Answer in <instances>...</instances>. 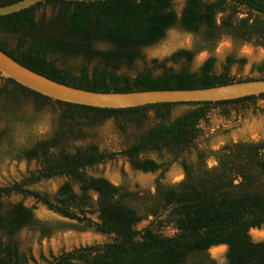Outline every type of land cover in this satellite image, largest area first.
<instances>
[{
    "label": "trees",
    "instance_id": "obj_1",
    "mask_svg": "<svg viewBox=\"0 0 264 264\" xmlns=\"http://www.w3.org/2000/svg\"><path fill=\"white\" fill-rule=\"evenodd\" d=\"M17 1L0 0V6ZM174 1L43 0L0 16V50L54 81L91 91L201 88L264 79V59L251 66L257 77L237 78L230 68L243 66L245 58L227 55L217 70L211 54L223 37L264 49V0H183L179 12ZM171 29L190 34L191 48L147 59L142 50ZM201 51L210 54L190 69L187 64ZM180 61L185 65L168 64ZM258 98L264 99V93L216 102L99 108L53 100L0 74V159L37 164L21 181L0 187V197L20 193L63 218L41 219L21 202L0 210V264H264V240L254 241L249 233L264 229V137L227 142L215 150L195 145L200 120L212 107ZM179 105L191 108L172 116ZM150 112L155 122L144 127ZM111 118L138 130L121 150L75 143ZM40 123L47 129L40 132ZM120 129L125 130L122 123ZM180 155L183 178L174 184L157 178L153 191L87 173L121 156L133 169L159 171L161 177ZM56 176L63 181L54 191L32 188ZM87 229L109 239L48 257L41 253L38 260L14 238L26 233L41 240ZM219 245L226 246L223 263L209 253Z\"/></svg>",
    "mask_w": 264,
    "mask_h": 264
},
{
    "label": "rangeland",
    "instance_id": "obj_2",
    "mask_svg": "<svg viewBox=\"0 0 264 264\" xmlns=\"http://www.w3.org/2000/svg\"><path fill=\"white\" fill-rule=\"evenodd\" d=\"M183 0H175L174 7L180 11ZM192 46V36L186 32L171 29L166 36L158 43L146 47L142 50L147 59H163L177 49H189ZM207 51H201L195 54L193 60L187 64L192 70L196 69L202 61L209 55ZM216 58V68L220 69L225 56L232 55L235 58L243 57L246 63L239 67L233 65L230 68V74L237 78L257 77L258 73L252 70V64H256L264 59V49L254 46L250 43L237 44L228 37H223L211 53ZM173 68L185 65V62L170 63ZM139 69L142 66L138 65ZM191 108L190 105H179L172 110V116L178 115ZM155 122L153 112L149 113V118L144 127H148ZM120 123L125 126V130L120 129ZM111 118L103 121L93 130H87V136L83 141H75L76 144L96 143L101 150L106 152L121 150L126 140H130L135 130L129 123L120 119ZM48 127L47 123H40L38 130L44 131ZM200 129L199 136L195 139V145L198 148H208L215 150L227 142L239 140H257L264 137V99L245 100L238 103L226 105H217L212 107L204 119L200 120L198 125ZM149 157L156 158V154L150 153ZM168 158V157H167ZM183 155L172 159L163 176L160 177L159 171L142 172L133 169L127 159L116 156L113 159L98 163L87 169V173L93 176H103L115 185L126 184L130 189L138 191H153L154 182L159 178L164 183L174 184L183 178L182 168L179 161ZM208 165L214 164L213 158H208ZM37 167L34 161H14L0 159V187L11 185L14 182L21 181L30 171ZM63 181L62 177H52L32 185V188L38 190H47L52 192L58 184ZM21 202L26 206L32 207L37 217L41 219H59L60 216L48 210L44 205L35 201L29 196L20 193H10L0 197V210L7 208L10 204ZM146 222H142L138 227H142ZM254 241L264 240V229H251L249 231ZM19 241L24 249H29L31 254L38 260L39 254L46 257L49 254H59L61 251H67L74 247L101 243L109 238L92 230H67L54 234L50 238L37 240L35 237L21 233L14 237ZM210 255L219 263L226 260V246L219 245L209 249Z\"/></svg>",
    "mask_w": 264,
    "mask_h": 264
},
{
    "label": "water",
    "instance_id": "obj_3",
    "mask_svg": "<svg viewBox=\"0 0 264 264\" xmlns=\"http://www.w3.org/2000/svg\"><path fill=\"white\" fill-rule=\"evenodd\" d=\"M41 1L43 0H19L0 6V16L20 11ZM0 74L53 100L99 108H129L162 102H216L264 93V79L241 80L201 88L91 91L54 81L23 66L1 50Z\"/></svg>",
    "mask_w": 264,
    "mask_h": 264
},
{
    "label": "flooded vegetation",
    "instance_id": "obj_4",
    "mask_svg": "<svg viewBox=\"0 0 264 264\" xmlns=\"http://www.w3.org/2000/svg\"><path fill=\"white\" fill-rule=\"evenodd\" d=\"M225 246V245H224Z\"/></svg>",
    "mask_w": 264,
    "mask_h": 264
}]
</instances>
